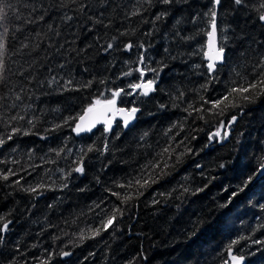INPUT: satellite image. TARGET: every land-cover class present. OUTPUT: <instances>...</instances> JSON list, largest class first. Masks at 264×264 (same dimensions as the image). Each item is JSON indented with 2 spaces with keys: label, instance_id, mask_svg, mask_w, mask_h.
Returning <instances> with one entry per match:
<instances>
[{
  "label": "trees",
  "instance_id": "16d2710c",
  "mask_svg": "<svg viewBox=\"0 0 264 264\" xmlns=\"http://www.w3.org/2000/svg\"><path fill=\"white\" fill-rule=\"evenodd\" d=\"M11 3L22 20L9 11L0 24L6 66L5 80L0 82V136L6 138L12 127L31 130L28 135L14 134L0 146V214L10 213L6 219L11 221L0 243V264H222L227 258L224 250L233 240L239 241L234 253L246 256L243 264H264L257 251L264 246L253 244L264 241V209L260 208L264 183L232 197L264 157V96L248 104L243 114L233 109L223 116L208 111L211 104L201 100H215L233 82L254 76L253 66L264 55V24L257 11L264 0H246L247 6L238 10L231 0H223L217 9L219 42L226 45V53L223 62L216 64L218 79L207 91L201 85L210 79L203 59L204 33L210 26L203 14L210 0L172 5L153 0L151 6L143 0H108L102 18L106 24L111 19L108 28L72 11L71 4L65 10L74 17L71 21L65 23L61 12L50 10L44 21L29 24L24 21L43 14V9L31 13V3L27 8L23 0ZM42 3L47 7L52 0ZM134 6L139 8L138 15H130ZM164 10L169 15L153 23ZM113 36L114 48L103 52ZM128 42L134 47L125 51L123 45ZM141 43L145 49L138 47ZM141 51L147 59L139 66L157 68L159 75L146 71L145 79L156 81L149 96L118 99L117 107L140 109L128 127L115 121L109 133L101 125L80 135L69 126L46 131L64 117L80 113L100 93L110 96L109 89L115 88L130 92L128 85L140 82L139 73L127 77L121 73L138 66ZM88 81L91 85L84 87ZM189 105L192 109L185 111ZM17 114L24 120L10 121ZM233 114L237 120L227 129L225 141L219 137L210 142L218 129L225 130L219 121L227 122ZM33 118L35 127L27 123ZM105 138L109 151L101 155ZM93 144L96 150L85 157L84 174L68 175L81 149L86 151ZM185 147L192 152L185 153ZM164 148L174 151L161 156ZM59 149L64 151L57 155ZM180 153L185 154L177 162ZM165 160L170 175L140 189L143 195L138 198L136 188L129 190L133 199L123 206L124 214L112 228L93 237L91 230L100 224L101 209L120 203L105 187H114V181L124 183L151 161H159L162 167ZM9 170L14 175L4 180ZM29 187H36L37 193L23 190ZM185 187L190 191L184 193ZM197 188L203 191L193 195ZM198 221L203 226L190 238Z\"/></svg>",
  "mask_w": 264,
  "mask_h": 264
},
{
  "label": "snow or ice",
  "instance_id": "6c2138e0",
  "mask_svg": "<svg viewBox=\"0 0 264 264\" xmlns=\"http://www.w3.org/2000/svg\"><path fill=\"white\" fill-rule=\"evenodd\" d=\"M144 3L149 4L150 6L153 4V0H143ZM159 4L162 5H172V4H181V3H187V0H157ZM25 8H27L28 4L31 3V13H37L40 9H43V14H39L35 16L34 18H30L27 21H24L26 23H37V21H44L45 17L48 15L49 11H57L61 12V19L65 23L68 21H71L74 17L72 15H68L66 9H68L69 4L74 5L75 7L72 9L74 12H78L80 15L86 17V19L93 24L101 25L104 28H108L111 26V19H109L108 23L106 24L104 20L102 19L105 16V8L108 6V0H88V2H85V0H52V3L49 4L47 7H44L42 0H23ZM223 0H210V7L208 8V11L205 12L203 15L208 17V23L210 26V30L205 32L204 34L207 36V50L203 52L204 57L207 59V70L210 79L204 84L201 85V87L207 91L208 85L213 82L214 79H218V77L214 76L216 64L217 62H223L225 59V53H226V45L221 44L219 42V29L217 24V16L218 11L217 9L222 5ZM231 3L234 6H237V10L239 8H243L247 6L246 0H231ZM95 10V11H94ZM115 9H113L114 11ZM11 11L14 14V17L16 20H22V17L19 13V10L14 8L11 0H8L6 3V0H0V24H2L7 18L8 13ZM258 11V20L261 24H264V3H260L259 7L257 9ZM30 13V15H31ZM92 13V14H89ZM98 13V14H97ZM139 14V8H136L134 6L133 11L130 12V15H138ZM169 15V12L167 10L161 11L158 14L155 15L153 23L155 21H160L167 17ZM181 21L179 19L176 20V23L179 24ZM49 30H52V25H48ZM92 29H89L91 31ZM4 32L7 33L8 29L5 27ZM121 35H126V32H121ZM177 36H180L179 32L175 33ZM59 35V33H57ZM194 37H182L184 40L193 39ZM225 40L228 39L227 36L224 37ZM116 37L113 36L109 42H107L106 46L102 47V51L107 53L109 50H112L114 48V44L112 41H115ZM27 45H25L26 47ZM134 47L132 42H128L123 45V50L129 51ZM138 47L140 49H145V45L143 43L139 44ZM165 51H168L165 49ZM4 53H5V41L2 35H0V82L5 80L4 72H5V60H4ZM147 59L145 51H141L138 55L137 64L138 66L135 69H129L128 71H124L121 73L122 76H130L133 74V72L139 73V79L140 82L136 83H130L128 85V88L131 89L130 92H126L124 88H115V89H109L111 92L110 96H105L104 93H100L99 96L94 99L92 102H90L86 107L82 109L80 113H77L75 116L68 115L67 117L63 118L62 123L54 124L51 129H46V131H56L58 129L63 128L64 126L71 127V131L76 133L77 135H80L85 132H91L98 123L104 124V132L109 133L112 129V124L110 119L108 118V115L115 114L116 112H119L122 114L123 118V125L124 127H128L129 124L136 118V114L140 111V109L136 106H132L130 108L125 107H117L118 99L122 95H128L131 96L133 94H139L142 96H149L151 92H153L154 85L156 83L155 79H145L146 71L153 72L156 76L159 75V69L157 68H142L139 65H143ZM125 63H130L129 61H125ZM63 67V65H61ZM196 67H200V65H196ZM259 69V71H255V69ZM254 76L252 79H248L247 77L243 78V83L236 84L233 82V85L226 89L225 93L218 97L215 100H205L204 97H201V100L204 102V104H211V108L207 109L208 111H212L217 115H225V113L231 112L233 109H239L240 113L243 114L244 108L248 104L255 103L256 100L264 96V55H262L259 59V61L253 66ZM71 83V81H69ZM92 81H88L87 84L84 85V87L90 86ZM100 83H104V80H101ZM181 96H183V93H181ZM100 97H103L101 99ZM17 100H20L21 97L19 95L16 96ZM133 103L134 102H130ZM161 107H164V105H161ZM189 109H192V105H189L188 109H185V111H189ZM196 112H200L201 108L193 109ZM191 114V113H189ZM203 118V117H201ZM34 119H29L27 121L28 125H31L32 127H35ZM24 120V116L22 115H13L10 117V121H20ZM237 120V116L235 114L231 115V119L227 122L221 120L219 121L220 127L226 129L223 133L220 132L218 129L216 133H214L212 136L209 137L210 142L215 140L216 137H220V139H224L229 135V132L227 131L228 128L231 127V125ZM177 125H173L172 127L175 128ZM29 130H23L19 127H12L11 131L6 134V138L4 136H0V146H3L6 144L7 141L12 140L14 134H23L28 135ZM145 135H147L145 133ZM116 138H119V134H116ZM143 139V137H141ZM192 139H195V137H192ZM183 144V142H181ZM207 147V145H206ZM94 144L87 146V150L81 149V154L78 155L77 159L73 162L74 167L71 168V171L68 173V175H71L72 172L84 174L85 172V157L88 155L89 152L95 151ZM60 151H64V149L56 150V154L59 155ZM71 151V150H69ZM109 151V144L107 142V138H105V143L103 146V149L100 150L101 155H103L104 152ZM174 150L171 148H164L162 152L160 153L161 156L164 154L171 155ZM192 152L191 148L185 147V153ZM185 153H180L177 155L176 159L177 162H179L181 156H183ZM111 161H109V164ZM225 165L221 164L220 167L223 168ZM106 168L107 165H104ZM197 167H200V165H197ZM168 168L167 160L164 161L163 166L161 167L159 161H151L148 164H145L141 167L140 172L127 179L124 183H120L119 181H114V187L109 188L105 187V191L108 192L111 196L116 197L120 203L112 205L110 208H108L107 211H105L103 208L101 209V212L99 213L101 219L100 224L95 228L92 229L93 237L99 236L101 232L107 231L110 228H112L119 217H121L126 208L123 207L124 205H128L130 201L133 199L131 189L136 188L137 191V197L139 195H143V191H140V189H147L152 186V184L158 183L161 179H163L165 176L170 175V172L165 171V169ZM10 175H14V173L9 170L7 173L3 174L2 178L4 180H8ZM97 183H100V178H96ZM264 183V157L261 158V161L258 163V166L251 172V174L247 175L245 178L242 179L241 184L238 185V191H234L232 193V197H236L240 192L245 191L249 186L254 185L255 183ZM18 184L19 181H16ZM67 184H64L63 187H67ZM137 186H139L137 188ZM39 187V186H38ZM207 187V186H205ZM114 188H121L125 189V192H117L114 190ZM26 192L29 193H37L36 187H29L23 189ZM80 191H85V189H80ZM190 189L185 187L183 189L184 193L189 192ZM203 191L201 188H197L194 191H192V194L195 195L197 192ZM161 195H165L164 193H161ZM170 195V194H169ZM231 202V198L230 201ZM103 203V202H101ZM153 203H157V201H153ZM227 205H221V207H226ZM51 207V205L49 206ZM96 207H100V205H96ZM261 209H264V204L260 205ZM10 215L8 214H0V243H3L5 240L4 233L9 231V226L11 224V221L6 219V216ZM202 222H196V229L191 232L190 238L192 236H195L197 232L199 231V228L202 227ZM92 238V237H89ZM241 239H244V237H241ZM238 240H233L229 245L226 246L225 252L227 253V258L223 259L222 264H243V262H246V256L244 254H235L233 251V246L238 244ZM253 244L256 245H262L264 246V241L260 240H254ZM258 252L261 253V258L264 259V247H261L257 249ZM252 256H255L256 253H249ZM63 256H68L70 253L63 252ZM135 259V258H134ZM129 264H132L130 261ZM250 264V262H249Z\"/></svg>",
  "mask_w": 264,
  "mask_h": 264
},
{
  "label": "water",
  "instance_id": "95a60500",
  "mask_svg": "<svg viewBox=\"0 0 264 264\" xmlns=\"http://www.w3.org/2000/svg\"><path fill=\"white\" fill-rule=\"evenodd\" d=\"M210 30V27H209V29H208V31ZM205 50H207V36H205V43H204V51ZM203 59H204V61H205V64H206V68H207V63H208V61H207V59L204 57V55H203ZM219 63H221V62H217V64H219ZM119 108V107H118ZM130 108V107H129ZM108 118L110 119V121H111V124L113 125L114 124V122L115 121H118L119 122V124H120V126L122 127V128H125L124 127V125H123V118H122V114H120L119 112H116L112 117H110L109 115H108ZM231 119V118H230ZM229 119V120H230ZM134 121V120H133ZM132 121V122H133ZM131 122V123H132ZM130 123V124H131ZM129 124V125H130ZM97 125H101L102 126V128H103V130H104V124L103 123H98ZM96 125V126H97ZM226 130V129H225ZM224 130V131H225ZM85 133H88V132H85ZM82 134H84V133H82ZM218 138L219 137H216V139L218 140ZM225 139L226 138H224V139H222V142H224L225 141Z\"/></svg>",
  "mask_w": 264,
  "mask_h": 264
},
{
  "label": "rangeland",
  "instance_id": "374dc122",
  "mask_svg": "<svg viewBox=\"0 0 264 264\" xmlns=\"http://www.w3.org/2000/svg\"><path fill=\"white\" fill-rule=\"evenodd\" d=\"M111 116H113V114H110Z\"/></svg>",
  "mask_w": 264,
  "mask_h": 264
},
{
  "label": "flooded vegetation",
  "instance_id": "af4514ba",
  "mask_svg": "<svg viewBox=\"0 0 264 264\" xmlns=\"http://www.w3.org/2000/svg\"><path fill=\"white\" fill-rule=\"evenodd\" d=\"M206 65V64H205Z\"/></svg>",
  "mask_w": 264,
  "mask_h": 264
}]
</instances>
